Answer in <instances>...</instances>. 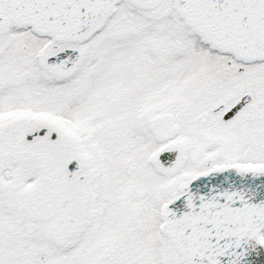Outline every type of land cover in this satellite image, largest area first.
<instances>
[{
  "label": "snow or ice",
  "instance_id": "obj_1",
  "mask_svg": "<svg viewBox=\"0 0 264 264\" xmlns=\"http://www.w3.org/2000/svg\"><path fill=\"white\" fill-rule=\"evenodd\" d=\"M0 264H264V0H0Z\"/></svg>",
  "mask_w": 264,
  "mask_h": 264
}]
</instances>
